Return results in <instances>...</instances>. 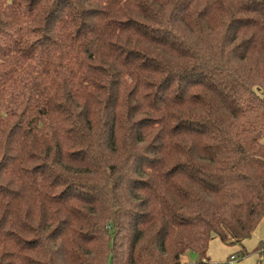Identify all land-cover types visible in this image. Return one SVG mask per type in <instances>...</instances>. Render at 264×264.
I'll return each mask as SVG.
<instances>
[{
	"label": "trees",
	"instance_id": "trees-1",
	"mask_svg": "<svg viewBox=\"0 0 264 264\" xmlns=\"http://www.w3.org/2000/svg\"><path fill=\"white\" fill-rule=\"evenodd\" d=\"M263 140L264 0H0V264L261 255Z\"/></svg>",
	"mask_w": 264,
	"mask_h": 264
},
{
	"label": "crops",
	"instance_id": "crops-1",
	"mask_svg": "<svg viewBox=\"0 0 264 264\" xmlns=\"http://www.w3.org/2000/svg\"><path fill=\"white\" fill-rule=\"evenodd\" d=\"M259 232V233H258ZM264 240V231L263 229L261 231H258V227L253 232L252 236L244 240L242 242V246L244 249H246L248 252H253L255 248L258 246V243L260 241ZM241 249V246H225L223 245L218 239H213L208 247L207 250V256L209 258V261L211 264H228L229 259L232 256H236L237 252ZM196 259L189 263H194ZM185 263V264H189ZM264 264V251L260 255L258 253H252L250 256L242 259L241 261L238 260L235 264Z\"/></svg>",
	"mask_w": 264,
	"mask_h": 264
},
{
	"label": "rangeland",
	"instance_id": "rangeland-1",
	"mask_svg": "<svg viewBox=\"0 0 264 264\" xmlns=\"http://www.w3.org/2000/svg\"><path fill=\"white\" fill-rule=\"evenodd\" d=\"M264 142V140H263ZM258 231H261L263 229L264 231V219L260 221L258 224ZM259 233V232H258ZM197 259V256L194 253L188 252L181 258V264L189 263Z\"/></svg>",
	"mask_w": 264,
	"mask_h": 264
},
{
	"label": "built area",
	"instance_id": "built-area-1",
	"mask_svg": "<svg viewBox=\"0 0 264 264\" xmlns=\"http://www.w3.org/2000/svg\"><path fill=\"white\" fill-rule=\"evenodd\" d=\"M237 262V258L235 256H232L229 261L228 264H235Z\"/></svg>",
	"mask_w": 264,
	"mask_h": 264
}]
</instances>
